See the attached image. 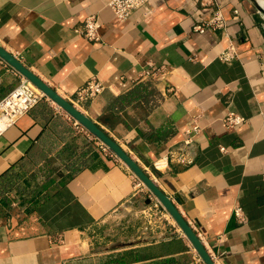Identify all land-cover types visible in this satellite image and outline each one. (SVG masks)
<instances>
[{"label":"crops","instance_id":"0c3cea01","mask_svg":"<svg viewBox=\"0 0 264 264\" xmlns=\"http://www.w3.org/2000/svg\"><path fill=\"white\" fill-rule=\"evenodd\" d=\"M109 1L0 0V44L143 167L216 264H264V12L253 0H149L122 21ZM213 8L240 53L230 62L223 30L194 29ZM90 14L98 41L79 32ZM22 76L0 56V101ZM93 76L108 88L79 101ZM58 106L43 98L0 129V264H206L131 168ZM229 110L246 121L225 126ZM195 125L193 161L170 159Z\"/></svg>","mask_w":264,"mask_h":264},{"label":"built area","instance_id":"2783aa9c","mask_svg":"<svg viewBox=\"0 0 264 264\" xmlns=\"http://www.w3.org/2000/svg\"><path fill=\"white\" fill-rule=\"evenodd\" d=\"M148 3L149 0H110L108 5L120 20L126 21L130 17L133 10L146 6ZM210 3H212V0L209 1V4ZM235 12L236 15L234 18H238V10H235ZM228 25L229 20L226 18L223 10L221 8H213L210 13L202 19V22L194 26V29L201 33L216 29L224 31L227 44L224 48L218 50V57L225 62H230L240 56L233 36L227 31ZM100 27L101 22L99 21L98 16L96 14H90L86 17L79 32L89 40L98 41L101 39ZM157 71L158 69L155 71L147 70L146 75L155 76ZM107 88L108 86L106 84H104L96 76H93L84 86L78 88L77 99L80 101L86 98L95 97ZM43 98L48 99L49 97L28 78L22 76L19 83L0 101V129L16 122L17 119L33 108ZM58 108L60 107L58 106ZM245 121L246 118L234 110H229L223 117L224 125L229 128L239 125ZM76 124L81 126V123L78 121ZM200 129L199 125H195L191 128L189 130L191 136L185 140L182 145L171 149L170 159L183 164L191 163L193 159L188 146L194 143V137ZM100 146L103 150L112 153V150L102 141ZM222 149L226 150L225 146H222ZM167 160V158L166 160H156L154 162V167L161 170L163 167L167 166ZM137 186L144 188L145 184L138 179ZM155 205L156 209H159L161 206L159 202H156ZM235 214L239 220L243 221L245 219V215L241 207L235 208Z\"/></svg>","mask_w":264,"mask_h":264},{"label":"water","instance_id":"95a60500","mask_svg":"<svg viewBox=\"0 0 264 264\" xmlns=\"http://www.w3.org/2000/svg\"><path fill=\"white\" fill-rule=\"evenodd\" d=\"M258 8L264 12V8L253 0ZM0 56L11 66L17 69L23 76L28 78L39 89H41L50 99L85 126L91 133L105 143L121 160H123L135 173V175L145 184V186L155 195L162 206L171 214L176 223L180 226L184 234L189 238L197 252L206 264H216L201 238L183 216L170 196H168L156 183V181L143 169L140 164L107 132L96 124L87 114L80 110L74 103L61 95L55 88L50 86L45 80L27 67L16 55L0 44Z\"/></svg>","mask_w":264,"mask_h":264},{"label":"rangeland","instance_id":"374dc122","mask_svg":"<svg viewBox=\"0 0 264 264\" xmlns=\"http://www.w3.org/2000/svg\"><path fill=\"white\" fill-rule=\"evenodd\" d=\"M163 214L168 215L171 218V220H173V217L170 215V213L167 210H165L163 212H159L157 216L158 217L161 216V219L163 220V219H165V217L163 216Z\"/></svg>","mask_w":264,"mask_h":264},{"label":"bare ground","instance_id":"6f19581e","mask_svg":"<svg viewBox=\"0 0 264 264\" xmlns=\"http://www.w3.org/2000/svg\"><path fill=\"white\" fill-rule=\"evenodd\" d=\"M258 2L261 4V6L264 8V0H258Z\"/></svg>","mask_w":264,"mask_h":264}]
</instances>
